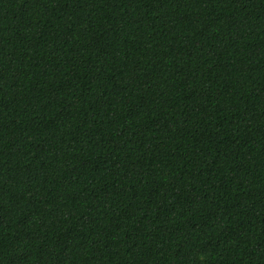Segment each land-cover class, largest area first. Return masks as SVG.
I'll list each match as a JSON object with an SVG mask.
<instances>
[{
	"label": "trees",
	"instance_id": "16d2710c",
	"mask_svg": "<svg viewBox=\"0 0 264 264\" xmlns=\"http://www.w3.org/2000/svg\"><path fill=\"white\" fill-rule=\"evenodd\" d=\"M0 264H264V0H0Z\"/></svg>",
	"mask_w": 264,
	"mask_h": 264
}]
</instances>
